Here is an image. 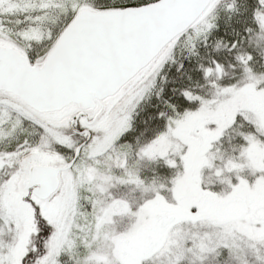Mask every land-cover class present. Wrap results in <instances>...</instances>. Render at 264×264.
<instances>
[{"label":"snow or ice","instance_id":"snow-or-ice-1","mask_svg":"<svg viewBox=\"0 0 264 264\" xmlns=\"http://www.w3.org/2000/svg\"><path fill=\"white\" fill-rule=\"evenodd\" d=\"M258 57L264 0H0V264H264Z\"/></svg>","mask_w":264,"mask_h":264},{"label":"rangeland","instance_id":"rangeland-1","mask_svg":"<svg viewBox=\"0 0 264 264\" xmlns=\"http://www.w3.org/2000/svg\"><path fill=\"white\" fill-rule=\"evenodd\" d=\"M221 25H222V28L223 27H225L226 25H224V21L223 20H221ZM177 59H179V60H182L183 59V56H182V54H181V52H180V50H178L177 51ZM256 68H257V71H259V72H264V57H258V63H257V66H256ZM176 76H178V74L177 73H175V70H174V67H172V68H170V70H169V80L171 81L173 78H175ZM165 97H167L168 95H170V85H169V87H167L166 88V90H165ZM158 105V101H157V99H156V97L155 96H153L152 98H151V101L150 102H148V103H145L144 105H143V107L146 109H151V110H154V112L156 111V106ZM160 107H163L162 105H159ZM147 111H144V112H141L140 113V115H141V117H138V118H142V117H144L143 116V114H145ZM137 118V119H138ZM146 167H148L147 166V164H146V162H145V166H144V174L145 175H147L148 177H149V170H148V168H146Z\"/></svg>","mask_w":264,"mask_h":264},{"label":"trees","instance_id":"trees-1","mask_svg":"<svg viewBox=\"0 0 264 264\" xmlns=\"http://www.w3.org/2000/svg\"><path fill=\"white\" fill-rule=\"evenodd\" d=\"M145 111H147V112H146L145 114H143L144 117H142L141 119L138 118V120L146 119L149 113H154V110H151V109H149V108H148V109L146 108ZM140 117H141V115H140ZM146 164H147V166H148V167H146V168H148V170L150 171V172H149V177H151L152 174H153L152 170H153V169H156V168H157V165H155V164H150V163H148V162H146ZM157 171H158L161 175H165V174H166V172H165L164 170L157 169Z\"/></svg>","mask_w":264,"mask_h":264}]
</instances>
